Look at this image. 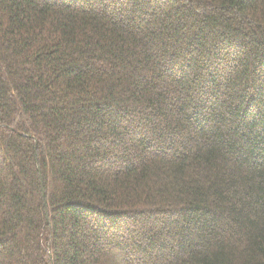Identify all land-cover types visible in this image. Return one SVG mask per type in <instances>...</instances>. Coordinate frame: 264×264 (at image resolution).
Segmentation results:
<instances>
[{"label":"trees","instance_id":"obj_1","mask_svg":"<svg viewBox=\"0 0 264 264\" xmlns=\"http://www.w3.org/2000/svg\"><path fill=\"white\" fill-rule=\"evenodd\" d=\"M0 264H264V0H0Z\"/></svg>","mask_w":264,"mask_h":264}]
</instances>
